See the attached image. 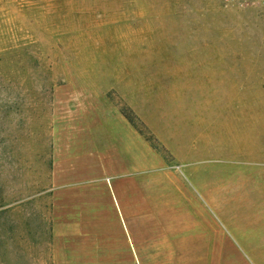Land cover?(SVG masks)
I'll list each match as a JSON object with an SVG mask.
<instances>
[{
    "label": "rangeland",
    "instance_id": "374dc122",
    "mask_svg": "<svg viewBox=\"0 0 264 264\" xmlns=\"http://www.w3.org/2000/svg\"><path fill=\"white\" fill-rule=\"evenodd\" d=\"M92 110L118 133V165L81 150ZM66 126L75 138L56 143ZM61 159L77 185L118 172V223L181 232V264H264V5L0 0V207L45 189Z\"/></svg>",
    "mask_w": 264,
    "mask_h": 264
},
{
    "label": "crops",
    "instance_id": "0c3cea01",
    "mask_svg": "<svg viewBox=\"0 0 264 264\" xmlns=\"http://www.w3.org/2000/svg\"><path fill=\"white\" fill-rule=\"evenodd\" d=\"M106 114L104 110H92L81 117L88 121L84 127H79L80 131L83 129V135L77 139L83 138V149L82 146L80 149L86 152L92 168L118 165V133L107 134L105 126L102 127L104 123L100 119L106 122ZM122 117L135 129L121 113ZM67 127L57 136L56 143L59 138L60 141L63 139L62 144L68 145L75 138L71 133L77 128ZM107 147L112 149V154H107ZM55 151L61 158L63 147L59 145ZM65 152L71 155L70 149ZM151 156L155 157L154 154ZM54 165L57 170L49 175L50 184L45 189L0 207L10 212L13 219H16L17 209L19 213L18 220L10 221L3 229V264L182 263L181 232L175 231L172 235L170 227L163 224L127 226L118 223V172L113 175L111 189L107 185L108 176L93 174L77 185L71 174L75 166L71 167V163L63 159L54 161ZM97 177L99 184L90 183L96 182Z\"/></svg>",
    "mask_w": 264,
    "mask_h": 264
},
{
    "label": "trees",
    "instance_id": "16d2710c",
    "mask_svg": "<svg viewBox=\"0 0 264 264\" xmlns=\"http://www.w3.org/2000/svg\"><path fill=\"white\" fill-rule=\"evenodd\" d=\"M125 108H124V107ZM120 111L122 112V114L124 115V117L135 127V128H137V130H138V132L140 133V134H145V131H143L142 130V128H138V126H137V123H136V121H135V119L137 120V118H136V116L134 115V114H132V113H130L131 111H130V108L128 107V106H126V105H122L121 106V109H120ZM138 122H140L139 120H138ZM140 125H141V123H140ZM144 129V128H143ZM149 134V133H148ZM150 136V135H149ZM147 137L146 139H147V141H149V143H152V141H153V137H152V135L150 136V137ZM152 140V141H151Z\"/></svg>",
    "mask_w": 264,
    "mask_h": 264
},
{
    "label": "built area",
    "instance_id": "2783aa9c",
    "mask_svg": "<svg viewBox=\"0 0 264 264\" xmlns=\"http://www.w3.org/2000/svg\"><path fill=\"white\" fill-rule=\"evenodd\" d=\"M222 1H231L237 3L240 6L264 5V0H222Z\"/></svg>",
    "mask_w": 264,
    "mask_h": 264
}]
</instances>
